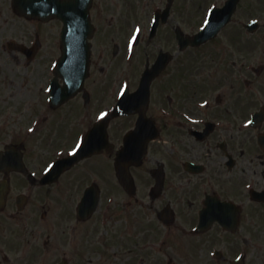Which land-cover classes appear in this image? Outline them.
I'll return each mask as SVG.
<instances>
[{"label": "flooded vegetation", "instance_id": "flooded-vegetation-1", "mask_svg": "<svg viewBox=\"0 0 264 264\" xmlns=\"http://www.w3.org/2000/svg\"><path fill=\"white\" fill-rule=\"evenodd\" d=\"M224 3L208 1L183 26L177 0H93L89 74L83 89L58 107L47 103V89L59 36L54 32L49 45L50 34L19 16L31 28L6 40L0 52L15 58L14 69L36 67L45 78L44 98L28 114L38 118L35 131L24 135L44 130L50 110H61L62 121L47 137L48 158L33 163L25 141L13 138L25 127L0 132L8 135L0 138V158L10 149L0 160V264H264V0H239L201 46L181 50L177 41L179 29L195 33L208 11ZM207 47L228 52L227 60L210 69L189 65ZM159 56L164 65L150 82L146 106L117 114L120 93H133ZM140 114L150 118L156 136L140 164L129 168L135 190L113 195L114 156ZM98 120L108 145L40 182L49 161L82 144ZM19 146L20 171L12 170ZM96 181L108 192L88 212L93 195L84 205L82 192ZM157 181L162 185L155 189Z\"/></svg>", "mask_w": 264, "mask_h": 264}, {"label": "rangeland", "instance_id": "rangeland-1", "mask_svg": "<svg viewBox=\"0 0 264 264\" xmlns=\"http://www.w3.org/2000/svg\"><path fill=\"white\" fill-rule=\"evenodd\" d=\"M177 20L181 25L189 22V17H191L192 13L196 10H203L205 4L211 0H177ZM10 0H0V14L2 15V20H0V48H2V44L14 37L20 36V30L25 31V28H31L30 22L26 23L24 19L17 16L9 5ZM186 3L185 6L183 3ZM264 9V5L262 7ZM3 16H7L9 19H4ZM199 19L201 17H198ZM196 17H193L192 22L199 20ZM191 22V23H192ZM186 26V25H185ZM40 28V31L46 32L50 34L49 38L44 40V42H48L51 45V39L54 35V32L58 29V23L56 21L50 20L47 23H40L37 21L33 22V29ZM53 32V34H51ZM205 53L203 54V50L197 54L196 58L190 56L188 61L189 65H200L203 64L205 68H209L211 65H220L222 63L223 58H227L228 52L223 54L221 49H217L215 47L212 50H208V47L204 49ZM229 60L232 58L228 56ZM13 56H9L6 53L0 52V132L5 128L8 129H18L19 127H27L31 122V116L29 117V112L33 114L39 106L38 100H40V104L44 98V94L42 93V87L44 86L45 78L42 76V70H37L36 67L33 69L32 73L27 72L26 68L19 67L21 69L16 70V63L14 61ZM97 62L101 65L98 57H96ZM101 59V58H99ZM227 60V59H226ZM117 66H112L108 73L107 78L111 81V77L115 71H117ZM212 74V73H211ZM29 75L33 77L32 80H29ZM120 79L118 75H116ZM31 82H33L31 86ZM21 88L19 92H15L17 88ZM39 87V88H38ZM11 88V90L9 89ZM11 91V92H10ZM22 92V98L19 97V93ZM16 112V113H15ZM20 113V114H19ZM61 113V110L49 111L48 118L44 121V130L36 131L32 136L24 135V131L18 132L17 136L13 138L17 141H25L27 146L26 156H29L30 162L32 160H36L39 156H44L46 158L47 153H45L47 149V137L51 135V131L59 128L60 121L58 114ZM8 121V122H7ZM12 132H8L11 137ZM4 136H8L7 134H0V138ZM58 146H53L49 149H56ZM48 158V156H47ZM46 158V159H47ZM33 163V162H32ZM34 165V164H33ZM99 172L98 174L103 176V172L100 170L102 168L103 162L101 158H98ZM104 177V176H103ZM100 178V177H99ZM101 179V178H100ZM105 179V178H104ZM102 180V179H101ZM103 181V180H102ZM105 182V181H103ZM105 186V185H103ZM113 192L116 195H123L119 186L113 185ZM107 188V187H105ZM103 188V193L101 195H106L107 190ZM120 193V194H119Z\"/></svg>", "mask_w": 264, "mask_h": 264}, {"label": "water", "instance_id": "water-1", "mask_svg": "<svg viewBox=\"0 0 264 264\" xmlns=\"http://www.w3.org/2000/svg\"><path fill=\"white\" fill-rule=\"evenodd\" d=\"M60 10V11H66V14H67V10L69 9L68 7H66V8H61V7H56V6H51V5H46L45 7H44V11H45V13H46V15H48V16H51L52 15V13H55L54 11L55 10ZM65 9V10H64ZM62 12V13H63ZM75 16H81V20H83V22H84V24H86L87 23V20H88V12H87V8L84 10H82L81 12H79V11H77L76 13H73L72 15H70V16H68V17H65L64 19H65V22H66V31H67V33H69V34H72L76 29V26L78 25V22H79V20H74L73 18L75 17ZM90 33V32H89ZM79 71V76H78V78H77V82L79 83L80 82V80L83 78V76H84V74H85V69H83V70H78ZM78 73V72H77ZM76 73V74H77ZM75 75V74H74ZM66 82H68L69 84L71 83V82H75V80H73V79H70V78H67V81ZM71 88H73V87H71ZM66 96V95H65ZM117 170H118V176H119V178H120V181H121V183H125L124 181H125V176H124V171H123V165H124V160L123 159H120V158H118L117 159Z\"/></svg>", "mask_w": 264, "mask_h": 264}]
</instances>
